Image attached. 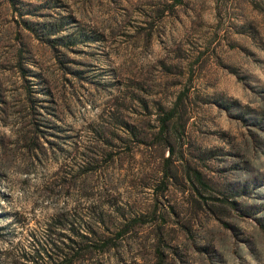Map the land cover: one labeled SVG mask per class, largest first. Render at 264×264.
<instances>
[{"label":"rangeland","instance_id":"obj_1","mask_svg":"<svg viewBox=\"0 0 264 264\" xmlns=\"http://www.w3.org/2000/svg\"><path fill=\"white\" fill-rule=\"evenodd\" d=\"M46 233L264 264V0H0V264Z\"/></svg>","mask_w":264,"mask_h":264},{"label":"trees","instance_id":"obj_2","mask_svg":"<svg viewBox=\"0 0 264 264\" xmlns=\"http://www.w3.org/2000/svg\"><path fill=\"white\" fill-rule=\"evenodd\" d=\"M64 39V37H62ZM196 180L199 181L198 175H194ZM74 223V222H73ZM68 230L73 232L72 229V222H68ZM48 232V231H47ZM116 236H122L124 231H120ZM75 236H79L76 233ZM91 234V233H88ZM49 233H46L45 237H43L44 242L40 243L39 241L37 244L30 246L29 253L26 251L21 252L17 255L18 263L17 264H74L78 262V260L87 254L90 251H94L95 248L94 244H99L100 250L98 249V253H104L105 246H108L107 241L110 239H103L101 243L98 242V239L79 236V241H71V244L66 246L63 245L60 240L55 239L52 240Z\"/></svg>","mask_w":264,"mask_h":264}]
</instances>
